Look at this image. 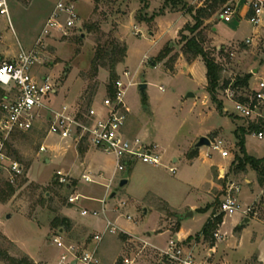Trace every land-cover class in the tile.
Instances as JSON below:
<instances>
[{
    "label": "rangeland",
    "instance_id": "rangeland-1",
    "mask_svg": "<svg viewBox=\"0 0 264 264\" xmlns=\"http://www.w3.org/2000/svg\"><path fill=\"white\" fill-rule=\"evenodd\" d=\"M28 1L9 0L11 22L0 16V64L12 61L21 47L30 49L35 45L58 0H31L27 5L25 2ZM65 1L76 8L80 25L68 37L59 33L44 41L46 48L41 55L42 61L33 68V75L51 79L57 93V105L86 109L93 94L92 105L101 110L104 100L111 97V75L107 68H100L95 74L92 62L101 47L114 40L125 43L127 57L118 65L117 74L120 80L123 75L125 84L126 130L146 144L160 145L169 155L176 153L179 161L176 164L166 161L159 167L138 162L129 172L116 176L110 184L112 189H108L117 161L113 155L100 152L96 161L102 166L105 179L102 178L100 183H89L82 176L90 170L75 160L73 141L55 136L48 138L44 118L33 132L12 142L11 153L17 152L13 158L22 165L24 174L12 178L7 166L0 167V188L7 181L15 182L16 188L15 195L6 204L0 203L1 221L7 220V214L21 213L43 231L35 227L27 230L18 218L8 222L14 233L28 244L32 255L42 261L38 264H57L67 254L54 243L55 237H61L66 245H75L81 251L93 248L94 236L103 232L89 227L88 221L99 218L106 222V217L137 230L128 229L130 233L118 230L115 234L105 235L98 246L99 264H117L119 261L123 264H159V250L167 249L171 236L177 234L180 225L181 233L194 234L191 243H196V253L201 261L212 246L202 237L195 239L201 235L212 214L220 213L228 188L235 184L240 189V204L243 209L250 205L251 211L245 215L250 222L244 219L241 228L233 234L240 235V230L248 227L238 252L242 256H252L237 260L236 255L218 248L210 262L220 264L226 262L227 257L229 263L264 264V192L252 168L248 166L247 172L234 169L239 158L244 156L238 135L241 129L249 132L250 120L236 111L235 103L224 89L217 94L224 108L219 111L206 89L204 60L199 58L188 63L182 54L181 33L191 36L184 28L194 24L193 15L187 8L183 9V4L195 10L203 7L206 0H151L148 9H144L139 0ZM235 2L229 0L226 5ZM239 3L242 4V0ZM225 6L205 22V47L223 68L222 83L252 75L247 90H235L236 101L240 96H251L264 82V10L260 25L254 26L248 17L233 23L222 22ZM138 15L155 19L148 24L138 21ZM218 24L220 38L215 37L214 31ZM136 25L138 34H142L140 37L135 34ZM234 37L239 40L223 44L222 40ZM251 38L253 42L247 45L246 41ZM168 45L173 52L160 62L158 56ZM223 47L225 50L220 53ZM125 73L129 75L125 76ZM143 85L146 86L144 90ZM190 94L195 97L189 98ZM261 112L264 115V104ZM258 132L264 133V130ZM258 132L245 135L246 153L262 159L264 139L255 136ZM203 137L214 144L222 142V149L228 151L229 157L224 158L213 146L196 149ZM43 144L48 148L47 153L40 151ZM82 147L83 152L90 149L87 145ZM192 151H196L195 157H189ZM207 154L211 157L206 158ZM47 160H51V164ZM171 167L177 169L176 175L170 172ZM222 168L226 172L221 175L217 170ZM59 171L65 173L66 184L57 183ZM124 177L130 183L122 190L120 182ZM211 179H215L216 185L209 195ZM113 193L117 194L114 198ZM77 195L83 196L81 201L71 204L70 199ZM208 202H212L213 207L200 212L209 206ZM193 207L198 209L191 210ZM84 209L89 215L81 217ZM105 210L106 214L103 213ZM95 211L99 213L97 217L92 215ZM68 213L74 214L76 220L72 221L70 229H61L55 224L56 220ZM127 216L132 220L129 221ZM252 221L255 222L251 224ZM222 225L219 227L221 235L227 239L221 242L234 240L233 235L224 233ZM230 226L228 220L224 229L228 230ZM218 243L216 241L215 245ZM0 248L16 258L23 257L1 232Z\"/></svg>",
    "mask_w": 264,
    "mask_h": 264
},
{
    "label": "built area",
    "instance_id": "built-area-1",
    "mask_svg": "<svg viewBox=\"0 0 264 264\" xmlns=\"http://www.w3.org/2000/svg\"><path fill=\"white\" fill-rule=\"evenodd\" d=\"M248 19L249 22L258 26L261 22L264 4L260 0H249ZM0 16L6 17L10 22L9 0H0ZM240 20L237 3L226 5L221 14V20L231 23ZM80 17L76 8L71 2L58 0L55 9L48 19L42 36L30 49L20 48L18 55L10 62L0 64V89L4 95L0 102V167L7 166L12 178H17L24 174V169L19 161L9 154V145L18 134L33 132L37 125L46 118L48 125L47 137L55 136L63 140H72L75 146L87 145L96 151L113 155L117 161L116 172L113 177L129 172L130 168L142 162L151 166L159 167L163 164V155L158 145L146 144L138 136L132 137L126 130L127 107L125 105V84L123 79L115 83L114 97H108L103 102L100 110L94 105L90 108H78L69 104L56 103V90L50 78L35 77L33 68L41 64V55L46 46L44 41L52 35L62 34L68 37L73 30L78 29ZM253 39L246 41L250 45ZM129 73H125L128 76ZM229 98L235 103L236 111L250 122H256L264 118L261 107L264 104V82L252 92L251 96H246L245 102L234 101L235 89L230 86L226 90ZM260 140L264 139V133L256 134ZM215 150L220 151L224 158L229 157L228 151L222 149V142L212 143ZM40 151L47 153L45 144ZM174 175L177 169L169 168ZM60 184H66L64 172H57ZM103 178V175H99ZM110 179V184L114 181ZM83 180L89 183H98L90 176H83ZM69 185V184H67ZM110 185H108V189ZM239 187L232 184L223 198L220 214L225 218L233 217L241 212V204L238 197ZM82 195L74 196L70 199L71 204L81 201ZM251 211L248 208L244 215ZM87 210L82 212V216H88ZM97 217L98 212H93ZM246 217V216H245ZM129 221L132 220L127 216ZM224 224V222H223ZM120 230L116 224L108 222L103 233L94 236V247L80 250L75 245H66L61 237H55L54 243L61 249H65L67 254L63 255L57 264H99L98 246L107 234H115ZM227 235V234H226ZM216 241H224L221 230L214 233ZM209 249L206 257L200 261L196 253V243H189L180 240L179 237L172 236L166 250H159V264H213L210 259L213 257Z\"/></svg>",
    "mask_w": 264,
    "mask_h": 264
},
{
    "label": "trees",
    "instance_id": "trees-1",
    "mask_svg": "<svg viewBox=\"0 0 264 264\" xmlns=\"http://www.w3.org/2000/svg\"><path fill=\"white\" fill-rule=\"evenodd\" d=\"M31 0H29L27 5ZM141 4L144 5V9H148L150 7L151 0H139ZM182 1V0H180ZM229 0H206L203 7L195 9L192 7H188L187 4H183V9L191 13L193 15L194 24H187L184 28L185 31L189 32L191 36H187L182 32L181 43H182V54L188 63H193L199 58L204 60V63L207 68V92L209 93L212 102L217 106L219 111H223V103L218 99V91L221 89L226 90L230 86H232L235 90L242 91L247 90L250 86V81L252 79L251 74H247L245 77L237 78L235 82H225L222 83V72L223 68L221 64L217 61V58L214 54L210 53L205 47V38L204 33L207 28L205 22L212 18V16L217 12L220 7H223L228 3ZM138 21L145 23H152L154 21V17L147 16H137ZM90 28L89 30H91ZM183 30V31H184ZM225 50V47L220 50V53ZM128 48L125 43H121L119 41H112L106 47H101L98 49L96 57L93 60V69L95 74L99 72L100 68H107L110 71V92L111 97L115 95V83L119 80V75L117 74V67L119 64H123L127 57ZM173 50L168 45L158 56V60L160 62L164 61L170 54H172ZM4 95V91L0 89V102ZM247 100L246 96H240L237 98V101L245 102ZM93 104V94L90 95L89 101L87 103V108H90ZM264 130V118L258 119L256 122H250L249 132L245 129L240 130L239 137V146L241 151L244 153L242 158H239L238 166L234 168L237 172H247L248 166L252 168L253 171L257 174V179L260 187L264 190V158L257 159L246 153V142L245 135L248 133H252L253 131L258 132ZM259 133V132H258ZM24 136V134H18L15 138H19ZM12 143L9 145V154L13 157V155L17 154V152L11 153ZM79 152L83 153L82 145L79 147ZM196 151H192L189 157H195ZM21 177V176H20ZM19 178V177H18ZM25 182V181H24ZM15 183V182H14ZM12 182H5L4 187L0 188V203L6 204L16 192L15 185ZM57 183L60 184L58 181ZM67 187H69L67 185ZM213 206L209 205L206 209H200V212L208 211ZM224 222V215L213 213L203 230L201 231V235L197 236L195 240H200L202 237L204 240L209 241L211 246L213 247L216 243L214 238V233L219 229V227ZM60 226V228L70 229L72 226V221L68 217H62L56 220V223ZM241 228V227H239ZM237 228L235 231H238ZM181 230V225L178 228L179 232ZM192 241V236L187 238V242ZM12 246H15L12 242L9 241ZM0 263L5 264H36L28 255L23 254V257L16 258L10 254L9 251L0 248ZM117 264H123L122 261H119Z\"/></svg>",
    "mask_w": 264,
    "mask_h": 264
},
{
    "label": "crops",
    "instance_id": "crops-1",
    "mask_svg": "<svg viewBox=\"0 0 264 264\" xmlns=\"http://www.w3.org/2000/svg\"><path fill=\"white\" fill-rule=\"evenodd\" d=\"M249 0H242V4H240L239 2H241V0H236V3H237V7H238V10H239V17H240V19L242 18V19H245L247 16H248V6L246 5V3L248 2ZM260 1H262L263 2V4H264V0H260ZM263 10H264V8H263ZM263 14V13H262ZM262 17V16H261ZM236 20H234L233 22H235ZM223 22V21H222ZM222 22H220V23H222ZM233 22H231V23H233ZM219 23V24H220ZM261 23V22H260ZM157 24H158V20H156V26H157ZM219 24L218 25H216L215 26V28H214V31H216V33H215V37H218V38H220V36H219V34H218V27H219ZM237 25L239 26V24L237 23ZM260 25V24H259ZM237 26V27H238ZM134 27V26H133ZM134 29L136 30V35L138 34V32L137 31H139L138 30V27H137V25L134 27ZM151 32V35H153L154 33L152 32V31H150ZM142 34H138V36L140 37ZM237 40H239V39H236L235 37L234 38H231L230 40H226V41H224V40H222V42H223V44H226V43H231V42H234V41H237ZM180 61L182 62V59H180ZM179 61V62H180ZM185 62V61H184ZM186 70V69H185ZM256 72V71H255ZM258 72V71H257ZM256 72V73H257ZM122 79H123V75H122ZM135 83H132V85H134ZM155 145H158V144H156V143H154ZM158 147L160 148V151H161V153H162V155H163V164L162 165H164V162H169V163H174V164H176V163H178V158H176L175 157V155H176V153H171L170 155L169 154H167L165 151H162L161 150V146L160 145H158ZM69 149H71V148H69ZM74 152H75V160H77V161H80V163H81V165L83 166V167H85V168H89V172L87 173H85V174H83V176L84 175H86V176H90L91 178H94L98 183H100L101 181H103L102 180V178H100L99 177V175L100 174H102L103 175V172H102V170L100 169V168H102V166H100V163L99 162H97L96 161V156H97V154L98 153H100L99 151H96V150H94L93 148H90L89 150H86L85 152H83V153H80L79 152V150L76 148V146H74ZM67 151H68V149H67ZM69 151H71V150H69ZM65 152H66V150H65ZM209 157H211V155H206V158H209ZM228 158V157H227ZM47 163L48 164H51V160H47ZM148 165V164H147ZM167 166V165H166ZM94 170H97V173H93L94 172ZM131 170V169H130ZM129 170V171H130ZM218 172H219V174H224L226 171H225V169L224 168H222V169H220V170H217ZM69 173H71L72 174V172L71 171H68ZM30 176H31V174H30ZM82 176V177H83ZM113 177V176H112ZM31 178L32 179H34L32 176H31ZM104 178V177H103ZM115 178L116 177H113V179L115 180ZM105 179V178H104ZM35 180V179H34ZM122 180H126L125 179V177L124 178H122ZM121 180V181H122ZM121 183V182H120ZM129 183H130V181L128 180V184L126 185V186H128L129 185ZM251 184H253L252 182H250ZM109 185H110V183H109ZM215 185H216V182H215V179L214 180H212L211 179V184L209 185V188H208V194L209 195H211L210 193H211V191L214 189V187H215ZM125 186V187H126ZM124 187V188H125ZM110 188L112 189V186L110 185ZM124 188H122V190L124 189ZM262 192H264V190L262 191ZM113 194H116V193H113ZM113 194H112V196H113ZM115 196H117V194L115 195ZM208 204L209 205H211L212 204V202H208ZM251 206L250 205H248V206H245V208L243 209V207H242V205H241V212H239L238 214H236L235 216H233V217H227L226 219H225V221H224V224L222 225V229L225 231L224 233L225 234H230V235H233V237H234V240H232V241H230V240H228V241H226V242H219L218 244H216V245H214L213 247H212V249H214L213 251H211V254H212V256L213 255H215L216 253H217V250H218V248H221V249H223L224 251H226V252H228V253H230V254H234V255H236L237 257H236V259L237 260H244V259H248L250 256H252V254H250V255H246V256H242V255H240L239 254V249H241V246H242V244H243V237H244V235H245V231H246V229L248 228V227H244L243 229H241L240 230V235H235V234H233L234 233V231L237 229V228H239L240 227V224L242 223V221L244 220V219H246L247 220V218L245 217V215L243 214V212H245L248 208H250ZM196 209H198L197 207H193L191 210H196ZM85 210V209H84ZM97 212V211H96ZM104 214H106V210L103 212ZM114 213V212H113ZM7 216V220L5 221V220H2L1 221V219H0V232H1V234L8 240V241H10V242H12L23 254H26V255H28L36 264H38V262H42L39 258H36L34 255H32V253L30 252V250L28 249V244L26 243V242H24V240L22 239V237L18 234V233H14V231L10 228L11 226L9 225V223L8 222H12V220H14V219H19V221L22 223V226L24 227V228H26L27 230L28 229H30V228H32V227H35V228H37L38 229V231H40V232H43L41 229H39L38 227H36V225L33 223V222H31L26 216H24L23 214H21V213H13V214H7L6 215ZM9 216H10V218H9ZM66 217H68L71 221H75L76 220V218H75V215L74 214H70V213H68V214H66ZM81 217H84V216H82V213H81ZM107 219H106V222L105 221H103V220H101V219H95V218H91V220L90 221H88V225H89V227H91V228H93V229H95V231H97V232H104L105 231V229H106V226H107V223L108 222H112V223H114V224H116V226L120 229V231L122 230V231H124L125 233H130L129 231L130 230H135L136 228L135 227H130V226H125V225H122L121 223H116V221L115 220H113L111 217H106ZM78 220H81V218H78ZM228 220H229V222H230V224H231V226H230V229H228V230H225L224 229V227L225 226H227L228 225ZM253 222H255V221H252L251 222V224L253 223ZM105 226V227H104ZM33 229V228H32ZM128 229H130V230H128ZM137 230V229H136ZM128 231V232H127ZM165 233V232H164ZM167 233V232H166ZM169 233V232H168ZM221 233H222V230H221ZM170 234V233H169ZM171 235V234H170ZM192 235H194V234H188V233H181V230L179 231V232H177V234L175 235L176 237H179L180 238V240H186L187 238H189V237H191ZM148 236H151L150 234H148ZM172 237V236H171ZM148 244H149V242H147ZM227 261L226 262H222V263H220V264H235V263H229V258H225ZM0 264H5V263H0ZM236 264H239V263H236Z\"/></svg>",
    "mask_w": 264,
    "mask_h": 264
},
{
    "label": "water",
    "instance_id": "water-1",
    "mask_svg": "<svg viewBox=\"0 0 264 264\" xmlns=\"http://www.w3.org/2000/svg\"><path fill=\"white\" fill-rule=\"evenodd\" d=\"M256 72H257V71H256ZM144 89H146V86L143 85V86H142V90H144ZM193 97H195L193 94H190V95H189V98H193ZM210 146H212V142H211L208 138L203 137V138H201V139L199 140V142L197 143V145H196L195 148H196V149H200V148H202V147H210ZM127 184H128V180H122L121 183H120V188H124ZM115 195H116V194H113L112 198H114ZM189 216H193V214H190ZM9 218H10V216H9ZM246 222L249 223L250 220L247 219ZM74 264H76V262H74Z\"/></svg>",
    "mask_w": 264,
    "mask_h": 264
}]
</instances>
